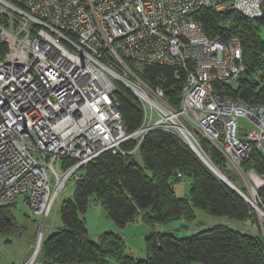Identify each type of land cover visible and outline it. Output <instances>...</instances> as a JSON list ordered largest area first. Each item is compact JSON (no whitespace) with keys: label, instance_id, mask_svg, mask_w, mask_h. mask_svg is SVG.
<instances>
[{"label":"built area","instance_id":"obj_1","mask_svg":"<svg viewBox=\"0 0 264 264\" xmlns=\"http://www.w3.org/2000/svg\"><path fill=\"white\" fill-rule=\"evenodd\" d=\"M206 9L264 18L263 0H0V207L25 196L44 231L66 185L85 179L83 166L105 152L135 154L162 129L204 155L197 133L213 143L264 220V174L243 167L254 152L264 155V105L216 92L236 87L246 67L238 37L206 34L197 17ZM153 64L186 74L179 109L131 67ZM122 85L143 106L133 133L116 98ZM244 118L253 128L240 133ZM64 160L72 162L59 173ZM40 245L25 264H38Z\"/></svg>","mask_w":264,"mask_h":264},{"label":"trees","instance_id":"obj_2","mask_svg":"<svg viewBox=\"0 0 264 264\" xmlns=\"http://www.w3.org/2000/svg\"><path fill=\"white\" fill-rule=\"evenodd\" d=\"M198 13L206 34L224 40L238 37L243 49L246 70L236 87L221 83L216 85V92L222 97L264 105V38L260 33L264 18L249 20L242 13L210 9ZM5 50L0 43V55ZM139 67L141 79L152 88L162 86L168 102L174 109H179L186 74L176 78V70L165 65ZM116 95L125 125L129 133H133L144 121L143 106L123 85ZM135 144V141L126 142L123 149L132 150ZM200 146L224 175L233 172L226 167L216 146H210L204 139ZM70 162L64 160L61 164ZM243 167L245 171L264 174V155L254 152ZM80 171L85 179L75 183V197L61 206L63 224L44 240L43 264H191L195 261L203 264H264L263 235L255 233L251 225V222H258L256 210L174 132L152 130L135 154L123 156L105 152ZM183 176L192 180L190 194L179 197L174 184L181 182ZM229 177L247 194L242 180L238 186L235 178ZM260 193L264 202V187ZM93 199L105 206L107 216L118 228H126L139 218L151 225L174 220L193 224L198 217L197 210H201L213 217L228 218L249 226L252 232L224 224L183 238L173 232H153L147 237V258L136 260L127 253L125 241L118 232L105 231L98 241L91 240L81 215L90 208ZM13 205L0 207V234L3 236L13 233L16 226L10 210Z\"/></svg>","mask_w":264,"mask_h":264},{"label":"rangeland","instance_id":"obj_3","mask_svg":"<svg viewBox=\"0 0 264 264\" xmlns=\"http://www.w3.org/2000/svg\"><path fill=\"white\" fill-rule=\"evenodd\" d=\"M260 33L263 39L264 27L260 28ZM131 67L134 72V75L141 79L140 73L138 71L140 67ZM135 76L133 78H135ZM239 122L243 127L240 130V133H242L245 129L249 130L253 128L251 122H249L246 118L240 119ZM197 135L200 143L204 139L210 146H215L208 139H206L204 135L199 133H197ZM239 136L242 137V134H240ZM219 152L221 156H223V159L226 163V167H228L231 172L233 170V172L229 174V176L235 178V183H237L238 186H241V178L237 177V171H235L234 167L231 166L227 157L223 155L220 150ZM208 160H210V158H208ZM139 161L143 165V161L141 159H139ZM61 162L62 161H60L57 165V170L59 171V173H62ZM229 176L227 177L230 178ZM52 182H54V179L52 180ZM191 183L192 180H190L188 176H183L181 182L174 184V188L177 192V195L179 197L189 195ZM66 186L67 187L59 195V199L54 204L53 210L50 213L49 218L47 219V225L44 230L45 232L42 237V243L39 248V257L37 261L38 264H43L42 255L44 249V240L47 239L51 232L58 229L63 224V219L61 218V206L63 202L73 199L75 197V183L70 181V183H68ZM25 198L26 197L23 195L17 196L15 198V202L13 203L14 205L10 207L11 214L16 226L13 233L7 234L5 236L0 234V264H25L33 255L32 253L38 244L37 239L39 233L41 232L40 227L42 225L43 220L40 215H35L33 213ZM197 213L198 217L193 224H186L183 220H174L169 223L151 225L148 224L146 221H143L142 218H140L141 220H139L138 223L132 222L127 224L126 228H118L115 226L112 219L107 216L105 206H102L101 203L93 199L91 201L90 208L84 214H82L81 217L85 219L86 229H88V235L91 240L98 241L99 236L105 233V231L113 230L114 232H118L125 241L127 253H129L136 260H143L147 258V237L150 236L151 233H158L161 232L163 229L167 230L168 232H173L176 236L180 238H183L184 236L193 235L194 233H197L200 230L215 227L217 224L229 225L236 229L241 228L243 230L249 231V226H242V224H240L239 222L235 223L228 218L226 219L223 217H213L205 212L203 213L201 210H197ZM257 218L258 222H255L254 224L251 222V225L255 233H261L263 235L264 240V220L259 218V215L257 216ZM191 264L203 263L200 261H195Z\"/></svg>","mask_w":264,"mask_h":264},{"label":"water","instance_id":"obj_4","mask_svg":"<svg viewBox=\"0 0 264 264\" xmlns=\"http://www.w3.org/2000/svg\"><path fill=\"white\" fill-rule=\"evenodd\" d=\"M263 9H264V0H263ZM186 145L188 146V147H191L194 151H195V153L197 154V156L201 159V160H203V162L209 167V168H211V170L213 171V172H215V174L222 180V181H224V182H226L232 189H234L236 192H238L241 196H242V198L244 199V200H246L247 202H249L250 204H251V206L253 207V202H251V200H249L247 197H246V195L242 192V190L241 189H239L238 187H237V185H235L234 183H233V181L230 179V178H227L226 176L224 177L223 176V174L219 171V169H217L214 165H212V163L210 162V160H208V158L207 157H205V155L203 154V153H201V151L198 149V147H196L195 145H193L192 143H190V144H187L186 143ZM254 208V207H253ZM259 215V214H258Z\"/></svg>","mask_w":264,"mask_h":264},{"label":"bare ground","instance_id":"obj_5","mask_svg":"<svg viewBox=\"0 0 264 264\" xmlns=\"http://www.w3.org/2000/svg\"><path fill=\"white\" fill-rule=\"evenodd\" d=\"M220 171V170H219ZM221 172V171H220ZM222 173V172H221ZM223 174V173H222ZM223 176L225 177L226 175H224L223 174ZM227 177V176H226ZM228 178V177H227ZM43 227V226H42ZM41 232L39 233V236H38V239H37V242H38V244L40 243H42L41 241H42V237H43V234H44V231H43V228H41V230H40Z\"/></svg>","mask_w":264,"mask_h":264},{"label":"crops","instance_id":"obj_6","mask_svg":"<svg viewBox=\"0 0 264 264\" xmlns=\"http://www.w3.org/2000/svg\"><path fill=\"white\" fill-rule=\"evenodd\" d=\"M175 192H176V191H175ZM185 196H187V195H185ZM139 220H141V219L139 218L138 221H137V223L139 222ZM142 220L145 221L143 218H142ZM112 231H113V230H112ZM162 231H167V230H164V229H163ZM162 231H161V232H162ZM161 232H160V233H161ZM167 232H168V231H167ZM170 232H171V231H170Z\"/></svg>","mask_w":264,"mask_h":264}]
</instances>
